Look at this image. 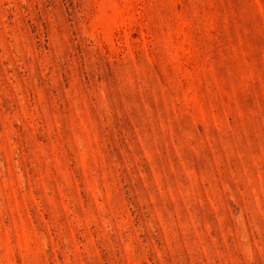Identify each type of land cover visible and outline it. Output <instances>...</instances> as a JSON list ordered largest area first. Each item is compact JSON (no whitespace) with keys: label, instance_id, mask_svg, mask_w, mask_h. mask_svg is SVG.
<instances>
[{"label":"rangeland","instance_id":"rangeland-1","mask_svg":"<svg viewBox=\"0 0 264 264\" xmlns=\"http://www.w3.org/2000/svg\"><path fill=\"white\" fill-rule=\"evenodd\" d=\"M0 264H264V0H0Z\"/></svg>","mask_w":264,"mask_h":264}]
</instances>
